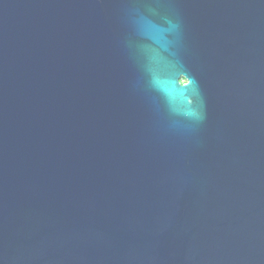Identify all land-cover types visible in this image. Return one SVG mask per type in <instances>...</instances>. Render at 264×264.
<instances>
[{
    "label": "water",
    "instance_id": "1",
    "mask_svg": "<svg viewBox=\"0 0 264 264\" xmlns=\"http://www.w3.org/2000/svg\"><path fill=\"white\" fill-rule=\"evenodd\" d=\"M0 264H264V0H0Z\"/></svg>",
    "mask_w": 264,
    "mask_h": 264
}]
</instances>
